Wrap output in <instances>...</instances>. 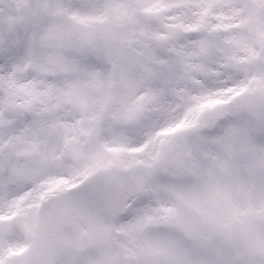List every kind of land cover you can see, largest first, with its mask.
<instances>
[{
  "label": "snow or ice",
  "instance_id": "snow-or-ice-1",
  "mask_svg": "<svg viewBox=\"0 0 264 264\" xmlns=\"http://www.w3.org/2000/svg\"><path fill=\"white\" fill-rule=\"evenodd\" d=\"M0 264H264V0H0Z\"/></svg>",
  "mask_w": 264,
  "mask_h": 264
}]
</instances>
